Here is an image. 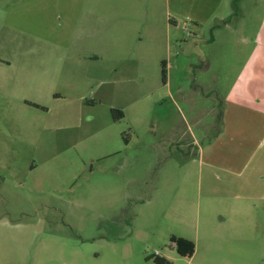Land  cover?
I'll return each instance as SVG.
<instances>
[{
    "label": "rangeland",
    "instance_id": "1",
    "mask_svg": "<svg viewBox=\"0 0 264 264\" xmlns=\"http://www.w3.org/2000/svg\"><path fill=\"white\" fill-rule=\"evenodd\" d=\"M233 1L0 0V259L264 264V202L224 197H263L264 159L234 173L209 111L264 22Z\"/></svg>",
    "mask_w": 264,
    "mask_h": 264
},
{
    "label": "crops",
    "instance_id": "2",
    "mask_svg": "<svg viewBox=\"0 0 264 264\" xmlns=\"http://www.w3.org/2000/svg\"><path fill=\"white\" fill-rule=\"evenodd\" d=\"M217 19L220 21L218 25L220 29L228 26L229 22L227 19L225 20L224 18L221 19L219 17H217ZM263 35L264 22L257 33V36L253 39V53L251 51V58L249 60L251 66L249 70L246 73L240 72L232 87H228L223 93L221 92L218 104L214 105L209 110L210 114H213L218 121H221V125L223 123L222 132L230 131V142L234 143V147L232 150H226L230 156H227L225 153L224 155L230 159L231 163L236 165L237 170L233 172L241 175V177L244 176L248 166L256 158H259L260 156L264 159V152L259 153L258 155L257 151H248L251 142L257 141L259 138L261 139L262 136L264 138V69H254V67L259 68L257 67L259 64L264 67ZM197 87H200V85L198 84ZM211 93L212 92H209V90L206 92L208 97L212 95ZM190 146L192 147L193 144L191 143ZM256 163L258 168V161H256ZM213 165V163L208 164L210 170L213 168ZM226 172L232 173L230 169L226 170L225 173ZM224 197H226L225 200L240 199L244 204L246 201H250L251 203H254V205L258 202H264V196L251 197L244 194L242 196ZM211 199L216 198L215 196H212ZM217 199H220V197ZM195 256L196 254L191 258L192 261ZM0 264L10 263H7L6 260L1 258Z\"/></svg>",
    "mask_w": 264,
    "mask_h": 264
},
{
    "label": "trees",
    "instance_id": "3",
    "mask_svg": "<svg viewBox=\"0 0 264 264\" xmlns=\"http://www.w3.org/2000/svg\"><path fill=\"white\" fill-rule=\"evenodd\" d=\"M234 3V10L235 12L233 13L234 16H236V12H237V0L233 1ZM231 19H232V15H231ZM167 63L163 62V69H162V75H163V80L166 81L167 78ZM113 114L115 116L116 119H121L124 118L125 114L123 111L118 110V109H114L113 110ZM171 243L174 245V247L176 248L177 253L186 258V259H191L195 252H196V243L189 239V238H185L182 236H171L170 238ZM150 259H152L153 264H175L174 262H172L171 260L167 259L166 257H162L159 255H153Z\"/></svg>",
    "mask_w": 264,
    "mask_h": 264
}]
</instances>
